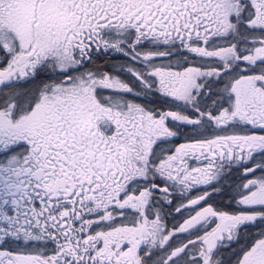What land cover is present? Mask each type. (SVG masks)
Wrapping results in <instances>:
<instances>
[{
	"label": "snow or ice",
	"instance_id": "obj_1",
	"mask_svg": "<svg viewBox=\"0 0 264 264\" xmlns=\"http://www.w3.org/2000/svg\"><path fill=\"white\" fill-rule=\"evenodd\" d=\"M0 264H264V0H0Z\"/></svg>",
	"mask_w": 264,
	"mask_h": 264
}]
</instances>
